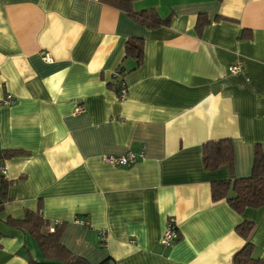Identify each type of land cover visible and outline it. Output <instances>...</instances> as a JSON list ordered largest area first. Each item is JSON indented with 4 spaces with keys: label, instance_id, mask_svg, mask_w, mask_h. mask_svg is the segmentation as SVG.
I'll list each match as a JSON object with an SVG mask.
<instances>
[{
    "label": "crops",
    "instance_id": "1",
    "mask_svg": "<svg viewBox=\"0 0 264 264\" xmlns=\"http://www.w3.org/2000/svg\"><path fill=\"white\" fill-rule=\"evenodd\" d=\"M131 7L166 22L147 26L101 0H0V154L12 152L0 264L44 261L21 225L28 213L61 225L62 245L90 264H232L242 221L264 260V207L237 212L211 195L214 181L248 177L264 149V0ZM128 41L141 44L139 62ZM120 69L123 99L111 85ZM219 139L232 143L231 170L203 165L202 145ZM141 150L127 166L105 161ZM170 217L179 237L162 246Z\"/></svg>",
    "mask_w": 264,
    "mask_h": 264
},
{
    "label": "trees",
    "instance_id": "2",
    "mask_svg": "<svg viewBox=\"0 0 264 264\" xmlns=\"http://www.w3.org/2000/svg\"><path fill=\"white\" fill-rule=\"evenodd\" d=\"M102 2L125 10L136 21L147 26L157 27L163 25L166 20L158 18L153 12L132 10L133 0H101ZM201 18L198 20V28L202 27ZM126 55H132L138 62L141 60L142 49L139 41H128L125 44ZM124 77V71L118 70ZM116 82V80H115ZM112 82V87L115 86ZM14 153V152H13ZM12 152L0 154V166L5 157ZM202 161L205 169L215 170L221 167L232 169L233 148L230 139H219L208 141L202 145ZM3 178V176L0 175ZM211 195L214 200L225 199L237 212L246 207H264V149L256 145L253 155V165L248 177L231 178L211 183ZM21 225H26L30 233L34 235L43 253L44 261L32 264H90L82 257L71 254L61 243V225L48 229V223L40 215L28 213ZM253 224L250 221H242L235 230L245 242L243 246L233 255L232 264H264V260L253 255V244L250 242L249 234ZM47 228V229H46Z\"/></svg>",
    "mask_w": 264,
    "mask_h": 264
},
{
    "label": "built area",
    "instance_id": "3",
    "mask_svg": "<svg viewBox=\"0 0 264 264\" xmlns=\"http://www.w3.org/2000/svg\"><path fill=\"white\" fill-rule=\"evenodd\" d=\"M41 58L44 62H50L52 61V57L50 56V54L48 52H43L41 55ZM240 69V65L238 63H234L229 65L228 70L231 73H235ZM114 81L116 80V84H115V88H116V94L118 96V98L123 99L128 91V85L126 84L124 77H122V75L119 73L118 70L114 71V75H113ZM13 100L11 98L10 95H7L6 98L3 100V103L5 104H9L11 103ZM82 111V108L77 106L74 109L75 113H79ZM143 156V152L142 150L139 152H134V151H127L126 153H124L123 155L120 156H109L105 158V161H108L110 163H113L114 165H118V166H127L130 165L132 163H134L138 158ZM0 174L2 176H4L6 174V171L4 169V167L0 166ZM1 205V202H0ZM81 222H84L83 220H80ZM100 236V242L104 243L106 241V231L105 230H101L99 233ZM179 237V233H178V229H177V225L174 221L173 218H168L167 222H166V226H165V230L164 233L159 241V243L162 246H168L170 245L172 242H174L177 238ZM1 239V236H0Z\"/></svg>",
    "mask_w": 264,
    "mask_h": 264
}]
</instances>
